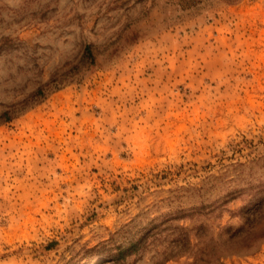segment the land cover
<instances>
[{
	"label": "rangeland",
	"instance_id": "1",
	"mask_svg": "<svg viewBox=\"0 0 264 264\" xmlns=\"http://www.w3.org/2000/svg\"><path fill=\"white\" fill-rule=\"evenodd\" d=\"M261 193L264 0H0V264H264Z\"/></svg>",
	"mask_w": 264,
	"mask_h": 264
},
{
	"label": "trees",
	"instance_id": "2",
	"mask_svg": "<svg viewBox=\"0 0 264 264\" xmlns=\"http://www.w3.org/2000/svg\"><path fill=\"white\" fill-rule=\"evenodd\" d=\"M255 201H257V202L260 201L262 204H264V193L257 195V199ZM257 202L254 204H252V202H251L252 205L250 206V208H248V210H249L248 213H250V215L255 214L256 207L260 206ZM219 259H221V258L213 259L212 257H208V258H201L200 257V258L194 260L191 264H210L214 260H215V262H218L217 260H219Z\"/></svg>",
	"mask_w": 264,
	"mask_h": 264
}]
</instances>
